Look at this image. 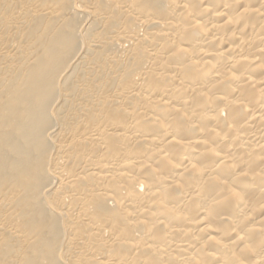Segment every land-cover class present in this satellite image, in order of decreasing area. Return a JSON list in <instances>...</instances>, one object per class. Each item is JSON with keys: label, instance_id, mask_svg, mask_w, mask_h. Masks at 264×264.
<instances>
[{"label": "clouds", "instance_id": "obj_1", "mask_svg": "<svg viewBox=\"0 0 264 264\" xmlns=\"http://www.w3.org/2000/svg\"><path fill=\"white\" fill-rule=\"evenodd\" d=\"M137 2L115 0L117 15L124 20L113 39L125 41L120 46L126 64L119 73L118 90L96 101L98 107L86 113L87 120L81 117L71 126L72 139L63 146L60 165L71 159L74 165L83 161L87 169L72 176L62 168L64 183L75 190L84 182L87 193L72 191L64 196L67 249L62 240L57 256L62 264H264V186L255 195L237 186L241 176L251 181L246 188L264 185V164L257 166L264 160V105L260 111L251 110L242 124L234 123L230 115L241 107L249 111L248 98L264 95V76L237 70L242 64L264 69V57L253 54L264 52V0H222V7L209 3L202 8L198 5L203 0H165L174 12L179 9L175 19L153 16L151 9L136 7ZM241 3L244 6L238 7ZM209 12L211 18L197 19ZM221 16L224 19L218 21ZM145 24L159 27L145 33L140 27ZM229 25L232 31L225 36L223 29ZM192 34L208 38L198 48L186 47ZM233 37L239 43L220 48ZM182 54L192 57L188 64L171 63ZM208 55H215L217 61L205 59ZM201 75L212 77L206 87L197 83ZM230 81L236 82L232 91L237 95L217 91ZM193 96L196 102L188 106ZM113 99L121 117L105 111ZM179 120L197 128L200 135H173L166 144H175L181 151H166L152 132L158 129L168 135ZM208 120L224 127L206 128ZM80 123L92 124V132L76 135ZM216 138L230 139L229 148L239 141L235 147L240 151H220L218 144L211 143ZM145 149H150L147 157ZM189 151L199 156L189 159ZM153 155L158 156L156 162L150 160ZM168 168L180 171L173 178L167 175ZM227 169L236 173L232 180L223 175ZM194 177L199 178L197 183H191ZM165 181L163 190L155 186ZM213 184L220 187L208 198L205 215L198 216L201 200ZM177 191L186 197L183 205L170 202ZM96 201H106L112 210L97 214ZM236 202L241 204L239 215L226 218L223 210ZM168 214L181 223L161 218ZM225 219L228 222L221 223ZM141 226H145L143 235ZM177 232L180 239L169 238ZM205 233L209 235L202 238ZM189 235L190 240L183 239Z\"/></svg>", "mask_w": 264, "mask_h": 264}, {"label": "bare ground", "instance_id": "obj_2", "mask_svg": "<svg viewBox=\"0 0 264 264\" xmlns=\"http://www.w3.org/2000/svg\"><path fill=\"white\" fill-rule=\"evenodd\" d=\"M209 3L222 7V0H203L198 7ZM243 6L241 3L238 7ZM136 7H146L151 9V15L169 19H175L179 11L176 9L174 12L165 0H138ZM205 18H211V12L197 17L200 20ZM216 19L222 21L224 17ZM123 20L122 14L117 15L115 0H0V264H62L57 251L62 240L63 248L67 249L68 202L64 196L72 191L86 195L87 185L81 182L75 190L69 188L64 183L67 177L61 169L72 176L87 169L83 167V161H76L75 165L71 159L64 165L59 161L65 156L63 146L72 139L69 134L71 126L81 117L87 120L86 113L98 107L96 101L113 96L118 90L119 73L126 67L121 59L125 49L120 46L125 41L121 39L117 43L113 38L117 36ZM140 27L145 33H151L159 25ZM231 31V25L223 29L225 36ZM244 35H247V30ZM207 38L202 34L189 35L185 46L198 48ZM230 43H239V38L226 40L220 48L226 49ZM144 44L147 45L148 41L145 40ZM256 47L253 45L254 49ZM253 54L264 57V52ZM191 58L182 54L172 58L171 63L185 65ZM204 58L217 61L215 55ZM241 69L256 78L264 76V69H256L254 64H242L237 70ZM211 80L210 75H201L197 83L206 87ZM235 83L230 81L217 91L235 96L237 92L232 91ZM195 102L196 97L193 96L188 106ZM248 102L249 111L241 107L230 114L234 123L246 121L251 110L260 111L264 95L259 98L251 96ZM117 107L113 99L105 105V111L121 117L122 113L115 111ZM156 115L163 117L161 113ZM203 126L223 128L224 124L208 120ZM92 130V124L85 126L80 123L76 135H88ZM152 134L159 138V144L165 145L166 151L177 153L181 151L177 145L166 144L171 136L187 138L200 135L197 128L188 127L184 120L177 121L168 135L158 129ZM231 142L230 139L221 141L219 138L211 141L219 145L220 151H228L229 154L240 151L235 147L239 141L229 148ZM149 151L143 150V155L147 157ZM186 155L194 159L199 153L189 151ZM150 160L156 162L158 156L153 155ZM262 164L264 160L257 161V166ZM165 171L175 178L180 170L168 168ZM223 175L232 180L236 173L227 169ZM198 180L194 177L191 183ZM166 183L155 186L163 190ZM249 183L251 181L246 176L237 179V186L249 195H255L264 186L249 189L245 187ZM219 187L213 184L208 188L197 211L198 216L205 215L207 200ZM185 201L186 197L177 191L170 202L183 205ZM240 208L239 202L228 206L223 210L225 217H237ZM111 210L106 201H96L94 205V211L100 215ZM161 218L181 223L170 214ZM227 222V219L221 221ZM144 230L145 226H141V235ZM207 235L209 233L203 234L202 238ZM169 238L180 239L181 234L173 233ZM183 239L190 240L191 236ZM240 243L243 242H238L237 247ZM193 250L188 249L189 252Z\"/></svg>", "mask_w": 264, "mask_h": 264}]
</instances>
